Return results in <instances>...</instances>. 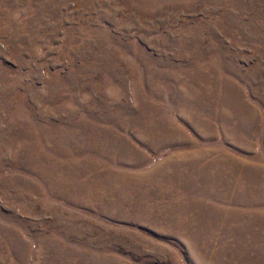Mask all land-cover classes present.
I'll return each mask as SVG.
<instances>
[{
    "label": "rangeland",
    "instance_id": "obj_1",
    "mask_svg": "<svg viewBox=\"0 0 264 264\" xmlns=\"http://www.w3.org/2000/svg\"><path fill=\"white\" fill-rule=\"evenodd\" d=\"M0 264H264V0H0Z\"/></svg>",
    "mask_w": 264,
    "mask_h": 264
}]
</instances>
